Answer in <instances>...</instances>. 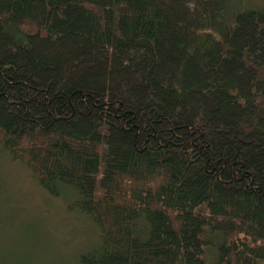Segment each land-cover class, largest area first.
I'll use <instances>...</instances> for the list:
<instances>
[{
	"label": "trees",
	"instance_id": "1",
	"mask_svg": "<svg viewBox=\"0 0 264 264\" xmlns=\"http://www.w3.org/2000/svg\"><path fill=\"white\" fill-rule=\"evenodd\" d=\"M0 148L99 229L80 264H259L264 8L0 0Z\"/></svg>",
	"mask_w": 264,
	"mask_h": 264
},
{
	"label": "rangeland",
	"instance_id": "2",
	"mask_svg": "<svg viewBox=\"0 0 264 264\" xmlns=\"http://www.w3.org/2000/svg\"><path fill=\"white\" fill-rule=\"evenodd\" d=\"M235 2L264 8V0ZM71 201L68 195L51 196L28 167L0 148V264H80V254L100 232L88 217L67 208Z\"/></svg>",
	"mask_w": 264,
	"mask_h": 264
}]
</instances>
